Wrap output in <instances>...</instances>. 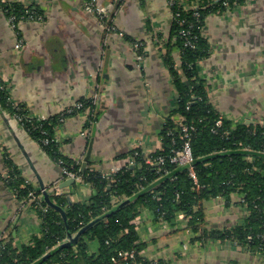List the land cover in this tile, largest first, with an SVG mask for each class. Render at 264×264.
Wrapping results in <instances>:
<instances>
[{
	"label": "crops",
	"instance_id": "crops-1",
	"mask_svg": "<svg viewBox=\"0 0 264 264\" xmlns=\"http://www.w3.org/2000/svg\"><path fill=\"white\" fill-rule=\"evenodd\" d=\"M13 1L39 5L43 14L24 19L15 30L0 7V80L13 101L44 118L90 101L55 124L60 152L82 164L92 142L87 167L110 176L115 166L129 162L133 149H159L160 130L178 96L163 61L165 44L176 40L168 1L99 0L108 2L114 29L86 8L87 0ZM180 1L189 8L195 2ZM202 32L211 53L199 66L211 102L233 121L264 122V0H244L231 10L210 13ZM18 38L21 49L15 47ZM134 41H141L138 49ZM173 55L180 64L179 50L174 48ZM7 157L42 198L41 182L51 192L66 178H61V165L0 104V239L12 238L21 247L40 234L42 219L7 184ZM58 187L72 202L92 200L93 188L81 178ZM204 208L210 228L230 227L247 215L238 193L229 200L221 195L206 200ZM134 222L137 241L144 244L139 251L148 260L264 264L262 254L230 240H191L184 217L171 227L154 222L153 212L144 209Z\"/></svg>",
	"mask_w": 264,
	"mask_h": 264
},
{
	"label": "trees",
	"instance_id": "trees-1",
	"mask_svg": "<svg viewBox=\"0 0 264 264\" xmlns=\"http://www.w3.org/2000/svg\"><path fill=\"white\" fill-rule=\"evenodd\" d=\"M174 1L169 7L171 37L175 35L176 40L165 44L163 61L178 93L175 106L160 130L161 147L150 153L139 147L133 149L132 153L137 151L133 165L126 163L116 174L103 175L90 167L82 172L79 161L65 157L59 150L54 126L60 122L61 114L44 119L29 115L23 103L15 105L0 80L1 107L12 116L21 114L23 119L19 123L28 134L55 161L59 163L62 159L65 167L77 171L97 191L92 193L90 204L72 202L64 194L51 193V199L65 209V220L58 209L49 206L40 196V190L26 184L11 157H7L10 175L5 180L18 198L28 197L31 189L37 191L38 199L41 197L36 205L42 229L21 247L15 246L12 238L1 239L0 264H127V261L117 263L112 257L120 250L144 247L137 242L138 232L132 222L144 209L153 212L154 222L165 221L171 227L178 224L179 214L183 213L187 227L194 234L191 240L203 243L212 239L230 240L264 256V124L236 122L222 115L210 100L208 82L199 66L211 53L202 32L206 16L234 8V2L244 0H200L198 8L186 9L180 0ZM1 5L7 16L15 14L20 18L28 8L42 14L36 4L26 6L13 1ZM187 28L194 36V47L184 44L186 39L180 31ZM174 48L180 52V68L176 66ZM84 102L86 105L90 101ZM78 110L81 109L73 112ZM178 115L182 118L179 123ZM218 119L222 121L220 126L216 125ZM182 124L195 127L191 131L192 165L199 187L189 173V164L171 160L174 150L181 149L184 142ZM44 138H48V143ZM160 157L164 161H159ZM233 193L240 195L247 215L230 227H208L204 202L219 195L229 200ZM83 227L86 229L82 234L66 245H59L65 238L75 237ZM138 261L154 262L142 257ZM157 262L168 264L163 260Z\"/></svg>",
	"mask_w": 264,
	"mask_h": 264
},
{
	"label": "built area",
	"instance_id": "built-area-1",
	"mask_svg": "<svg viewBox=\"0 0 264 264\" xmlns=\"http://www.w3.org/2000/svg\"><path fill=\"white\" fill-rule=\"evenodd\" d=\"M6 1H8V0H0V5H1L2 2H6ZM167 1H168L169 6L175 4L174 0H167ZM88 5L95 6V7L98 6L97 3H96V0H89ZM95 9H97V11L99 13L102 12V11H100V9L98 7H96ZM103 12H104L103 16L107 17V13L108 12L106 13V10H104V9H103ZM195 13H196L195 15H199L197 11ZM42 18H43V14H35L34 13V14L26 16V17L25 16H21L20 18H17L16 15H11L10 17H8V20H9V23H10L11 27L13 29L17 30L19 28L20 22L23 21L24 19L38 20V19H42ZM180 32H181L182 36H184L185 39H186L185 42H184L185 46L189 45V46L194 47V42H193L194 36L191 34L190 29L189 28L181 29ZM23 44H24L23 43V39L18 38L17 42L15 43V47L17 49H21L23 47ZM85 107H86V105H85V102L83 100L78 101L73 106H70V107H68V108H66L65 110L62 111L61 117H60V121H63L65 119L66 114L72 113L75 109H84ZM13 117L18 122H21L22 119H23L21 114H15ZM39 119H44V117H40ZM221 123H222L221 119H218L216 121V125L217 126H220ZM194 128L195 127L193 125H187V124H182L181 125V129H182L183 137H184V142H183V145H182L181 149L174 150V154L172 155L171 160L173 162H176V163L189 164L190 165L189 173H190L191 177L193 178L194 182L197 184L196 186L199 187L200 185L198 183V177H197L195 169H194V167L192 165L193 153H192V148H191V131ZM48 141H49L48 138H44V142L48 143ZM131 157H132V159H134L133 155ZM133 161H131V162H133ZM159 161H161V162L164 161V158L160 157ZM63 163H64L63 160L60 159L59 164L62 167L63 173L65 174V178H69V177H74L75 179L81 178V176L79 175V173L77 171H74V170H71V169L65 167L63 165ZM121 169H122V166H115L113 168L112 174H116ZM35 193H36L35 189H31L29 191V194L31 196H33V197H35ZM54 193L55 194H61V193H59V191L56 192V190H54ZM80 224L84 225V222L81 221ZM137 255H138V251L135 250V249H124V250L118 251V253L115 254L112 257V260L117 262V263L119 261H124V262L127 261V264H142L140 261L137 260L138 259ZM152 264H158V262L154 261Z\"/></svg>",
	"mask_w": 264,
	"mask_h": 264
},
{
	"label": "rangeland",
	"instance_id": "rangeland-1",
	"mask_svg": "<svg viewBox=\"0 0 264 264\" xmlns=\"http://www.w3.org/2000/svg\"><path fill=\"white\" fill-rule=\"evenodd\" d=\"M8 2H13V0H8V1H6V2H2L1 4H4V3H8ZM88 3H89V0H87L86 1V7L89 9V11L90 12H92V13H94L95 15H97V17L99 18V20H100V22L105 26V27H107L108 29L109 28H111V29H114V28H116L115 26H113L112 24H111V22H110V18H111V15H110V11H109V6L107 5V3L108 2H103V1H99V0H96V3H97V5L98 6H96V7H98L99 9H100V11H102V12H98L97 11V9H95L96 7L95 6H91V5H88ZM225 3H227V2H225ZM240 3H237V2H234V5H235V7L237 6V5H239ZM200 5V0L199 1H197V0H195V2H193V4L190 6V7H194V8H198V6ZM26 6H29V5H26ZM0 7L2 8V5H0ZM183 7H184V9H186V8H189V6H186V5H184L183 4ZM103 9L104 10H106V13H107V17H104L103 16V14H104V12H103ZM231 9H233V8H231ZM230 8L229 9H227V10H225V11H228V10H231ZM32 14H34V12L30 9V8H28L27 9V11H26V15H24L25 17L26 16H29V15H32ZM196 14V13H195ZM198 14H200L199 12H198ZM11 15H15V14H11ZM11 15H9V16H7V17H10ZM197 17H199L200 15H196ZM123 34V33H122ZM24 45V44H23ZM133 46H134V48L135 49H138L140 46H141V41H134L133 42ZM142 56V53H139V57H141ZM200 63V62H199ZM176 66L178 67V68H180L181 66H180V64L178 63V62H176ZM256 74V73H255ZM259 74H261V72H259ZM261 76V75H260ZM259 76V77H260ZM2 87V86H1ZM0 87V88H1ZM96 95V94H95ZM78 102V101H77ZM77 102H75V103H77ZM19 102H15V105H17ZM74 103V104H75ZM73 104V105H74ZM72 105V106H73ZM62 113V112H61ZM60 113V114H61ZM38 118H40V117H38ZM177 121H178V123L182 120V118H181V116L180 115H178L177 116ZM61 122V121H60ZM258 123H263L264 124V122H263V119L262 120H259V121H257ZM132 153V152H131ZM137 154V151H135V152H133L132 153V155L133 156H135ZM131 155V156H132ZM134 159H132V157H130V159H129V163H131L132 165H133V163H134V161H133ZM131 161H133V162H131ZM113 175V174H112ZM111 176V175H110ZM65 177V174L63 173V170H62V176H61V178H64ZM82 179V178H81ZM61 183V182H60ZM60 183H58V185L57 186H60ZM67 186V185H66ZM64 187V186H63ZM54 189H55V187L53 188V190L50 192V193H53V194H55L54 193ZM56 190V192H57V189H55ZM37 192V191H36ZM60 193V192H59ZM62 194V193H61ZM115 198L116 199H119V196H115ZM39 199H41V197L39 196ZM38 199V196H37V194L35 193V197H33V196H31L30 194H28V197H26L25 199H23V200H26L27 202H29L30 204H32L33 206H35L36 207V209H37V205H36V202H38V201H40ZM35 204V205H34ZM39 214V213H38ZM138 216V215H137ZM136 216V217H137ZM135 217V218H136ZM182 217H184V214L183 213H180L179 214V218L181 219ZM135 218L133 219V223L135 224V222H134V220H135ZM163 223L164 224H167L165 221H163ZM136 227V226H135ZM137 229V228H136ZM2 239V238H1ZM0 239V240H1ZM138 242V241H137ZM133 249H135V248H133ZM135 250H137V249H135ZM138 251V255H137V258H139V257H142V255H141V253H140V251L139 250H137ZM138 260V259H137Z\"/></svg>",
	"mask_w": 264,
	"mask_h": 264
},
{
	"label": "water",
	"instance_id": "water-1",
	"mask_svg": "<svg viewBox=\"0 0 264 264\" xmlns=\"http://www.w3.org/2000/svg\"><path fill=\"white\" fill-rule=\"evenodd\" d=\"M249 122V121H247ZM91 149H92V142L90 143L89 145V148H88V151L86 153V156L84 157V160L81 164V168L80 170L82 172L85 171L86 167H87V164H88V160L90 158V154H91ZM244 151H248L250 152L251 149H245ZM75 178L74 177H69V178H66L63 182L60 183V186L59 187H63V186H66V185H70V184H73L75 182ZM58 186H56L57 188ZM58 187V188H59ZM41 188H42V196L44 198V200L46 201V203L51 206V207H54L56 209L59 210V212L61 213L62 217L66 220L67 216H66V212H65V209L63 207H61L60 205H58L57 203H55L52 199H51V193L49 192V190L45 187V185L43 184V182H41ZM96 189H93V193L96 194ZM93 200H90L89 202H87L88 204L92 203ZM94 222V221H92ZM91 222V223H92ZM86 229V227H83L79 233H77V235L75 237H67L65 238V240L60 243L59 245H66L68 243H70L74 238L78 237L80 234H82V232H84V230ZM52 251H54V249H52ZM52 251L48 252L45 257H47Z\"/></svg>",
	"mask_w": 264,
	"mask_h": 264
}]
</instances>
